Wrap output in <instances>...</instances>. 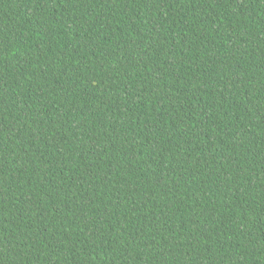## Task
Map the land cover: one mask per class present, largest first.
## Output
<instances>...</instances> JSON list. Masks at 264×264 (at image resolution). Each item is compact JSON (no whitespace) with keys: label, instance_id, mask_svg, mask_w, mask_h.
<instances>
[{"label":"trees","instance_id":"16d2710c","mask_svg":"<svg viewBox=\"0 0 264 264\" xmlns=\"http://www.w3.org/2000/svg\"><path fill=\"white\" fill-rule=\"evenodd\" d=\"M0 264H264V0H0Z\"/></svg>","mask_w":264,"mask_h":264}]
</instances>
